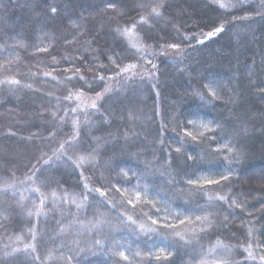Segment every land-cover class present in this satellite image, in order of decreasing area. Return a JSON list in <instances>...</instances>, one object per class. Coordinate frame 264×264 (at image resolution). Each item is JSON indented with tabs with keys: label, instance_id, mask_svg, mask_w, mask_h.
Masks as SVG:
<instances>
[{
	"label": "trees",
	"instance_id": "1",
	"mask_svg": "<svg viewBox=\"0 0 264 264\" xmlns=\"http://www.w3.org/2000/svg\"><path fill=\"white\" fill-rule=\"evenodd\" d=\"M251 3L260 0H0V259L33 244L39 260L31 264H166L153 251L175 264H237L247 256L240 246L250 245L257 259L246 264H260L264 18ZM245 15L254 19L241 22ZM221 25L223 33L197 43ZM129 64L127 73L105 70ZM98 75L110 79L93 82ZM210 80L220 85L215 105L195 95ZM104 88L111 98L97 100ZM75 131V146L60 150ZM224 144L231 150L211 151ZM200 164L212 171L186 175ZM79 171L106 197L86 194ZM221 175L230 180L202 179Z\"/></svg>",
	"mask_w": 264,
	"mask_h": 264
},
{
	"label": "snow or ice",
	"instance_id": "2",
	"mask_svg": "<svg viewBox=\"0 0 264 264\" xmlns=\"http://www.w3.org/2000/svg\"><path fill=\"white\" fill-rule=\"evenodd\" d=\"M215 2H216V0H213V4H215ZM245 2H247V0H245ZM248 6L252 9V11L255 13L256 16L264 18V0H260L259 5L255 4V3H251ZM108 7H112V3H109ZM219 7L221 9H225V8H228L229 5L220 4ZM231 7L235 8V7H237V5H231ZM50 12L52 14H56L57 13V9L55 7H52L50 9ZM152 12L156 13V9H152ZM156 14L158 15L159 13H156ZM252 19H254V17L251 16V15H245V16L240 18L241 22H250ZM140 23L143 24V23H146V21L143 20V18H142ZM224 31H225V29H224L223 25H221L219 27H216L213 31L207 32V34L205 35L204 40H198L197 43L203 44L207 40L218 36L219 34L223 33ZM146 35H148L149 39L153 38L148 32H146ZM170 47L172 49H176V50L179 49V45L178 44H171ZM38 51L46 52L47 49H38ZM106 58L111 59L110 57H107V56H106ZM124 58H127V57H124ZM148 63H151V61H148ZM135 67H136V65H134V64H129L128 66H126L124 68H120L119 65H116L115 69L106 68L105 70L106 71H116L118 69L119 72L117 74H119V73L130 72ZM152 67L155 68L156 66L152 65ZM78 74H79V69H77V75ZM44 75L45 76H50L51 73H44ZM69 79L71 80L72 78L70 77ZM106 79H110V77L106 78L103 75H98V76H93L92 77V81L93 82H101L102 83ZM78 80L84 86H89V82L87 80H85L83 76H78ZM9 83H19V82L18 81H9ZM201 87H202V89L204 91H196L195 95L199 96V98L202 101H204L205 103L215 105L216 102L219 101V99H220V97L218 96L217 91H216V89L219 88L220 85H218L215 80H210L208 84H203L202 83ZM260 91L262 93H264V88H261ZM112 92H113L112 89L104 88L103 92H98L97 93L96 99L97 100H102V99L105 98V96H108L109 98H111ZM205 92H207V95H205ZM66 99H79V96L73 97L72 95H69L68 97H66ZM229 103H232V102L229 101ZM90 106L93 109H97V104L95 103V101H93ZM73 111H75V109H73ZM184 123L187 124V125H190V126H195V121H193V120H186V121H184ZM211 123H215L217 126L220 125V121H212ZM200 127L204 128L207 131H212V129L209 128L208 124L202 123V124H200ZM74 128H75V125H74ZM200 135H201V138H203V134L201 133ZM184 136L191 138V141H196V139H197V136H195L193 134V132L187 131V130H185ZM73 139H76V140L79 139V132L78 131H75L73 137H70L69 139L65 140L63 143H60L59 144V149L63 150L64 147H65V144H67L70 148L74 147L75 145L72 143ZM214 139L215 138H213V140ZM224 149H228V145L227 144H224L222 147H217L215 149H211V151L219 153V152H222ZM228 150L230 151L231 149H228ZM175 152L177 154H180V149L179 148L175 149ZM53 155L56 156V153L54 152ZM80 159L83 161L84 157H81ZM185 160L186 161H192L193 158L191 156H186ZM224 160H227V157H224ZM52 163H53V161L51 160V158L49 160H47V161H44V164L46 166H49V167L52 165ZM193 163H195V161ZM77 169L79 170V164H77ZM200 171H212V169L211 168H205L203 166V164H200L198 167L194 168L192 172H190V173L186 172V175L198 176V173ZM227 171L230 174L232 169L229 167L227 169ZM117 175L118 176L123 175L124 177H127V174L124 173V172L117 173ZM79 176H80L81 186L83 187V189H84L86 194L96 193L97 196L94 197V198H105L106 197V193L104 191H102L101 189H99V188L89 189L88 188V184L86 183L87 178L84 177V174H83L82 171H79ZM98 179L101 182H103V178L102 177H98ZM202 179H204L205 183L208 184V185H219L222 181L223 182L229 181L230 180V175H221L219 180L208 179L206 177L202 178ZM128 182H130V180ZM185 183L188 184V185H193L195 183V181L192 180V179H189V180L185 181ZM110 186H111L110 183H105L104 184V187H106V188L110 187ZM197 187H203V186L202 185H197ZM36 191L38 192L39 190L36 189ZM117 191H119V189H117ZM86 199H87V195H85V200ZM136 199L139 200V193H137ZM209 199H211V198H209ZM218 199L221 200V201H225L226 202V197L220 196V197H218ZM40 200H41V204H43L44 203L43 196L40 197ZM73 203H75V201H73ZM104 203L107 206H110L112 208V210L118 211L115 208V205H111L110 201L104 200ZM127 203L129 205H132L133 201L132 200H128ZM229 207H232V205H229ZM236 207H239V205H236ZM200 210L203 211V209H200ZM156 211H157V214H159V212L161 210L157 209ZM37 215L39 216V215H44V214L43 213H37ZM129 219H131V217H129ZM164 219H167V217H165ZM177 219H179L178 216H177ZM197 219H200V217H197ZM205 219H207V217H205ZM225 219H227V217H225ZM179 222L181 224H183V223H185V220L180 219ZM152 223L155 224L157 222L156 221H152ZM166 226L167 227H171V224H168ZM208 227L211 228L212 225L210 224ZM141 228H143V225H141ZM204 231H207V229H201V232H204ZM250 233H251V230H249V234ZM177 235H179V234H177ZM240 247L243 248V251L247 253V256L245 257L244 261L237 262V264H246V262L248 260H256L257 259V256L254 255L252 251H250V247H251L250 245H249L248 248H244L243 245H241ZM261 247H264V245H262ZM18 253H24L25 254L23 256V264H31L32 260H39V256L35 254V245L26 244L23 249H13V252L11 254L5 253V256L2 259H0V264H11V261L16 259V254H18ZM28 253H31L32 255L29 256ZM136 254L138 255V253H136ZM119 255L124 261H126V262L129 261V257L127 255H125L123 252L119 253ZM151 256L156 261H163V262H166V264H175L174 259H172V254L171 253L164 254L163 252H161L160 254H157L156 252L153 251L151 253ZM258 258H259L260 264H264V254L259 255ZM68 259H71V257H69ZM217 264H226V262L217 261Z\"/></svg>",
	"mask_w": 264,
	"mask_h": 264
},
{
	"label": "rangeland",
	"instance_id": "3",
	"mask_svg": "<svg viewBox=\"0 0 264 264\" xmlns=\"http://www.w3.org/2000/svg\"><path fill=\"white\" fill-rule=\"evenodd\" d=\"M80 100H81L82 103L86 104V103H89L91 99L88 100V99H85V98L84 99L80 98Z\"/></svg>",
	"mask_w": 264,
	"mask_h": 264
}]
</instances>
